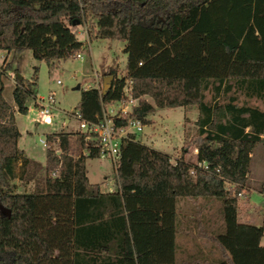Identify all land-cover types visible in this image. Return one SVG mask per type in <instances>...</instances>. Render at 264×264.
I'll use <instances>...</instances> for the list:
<instances>
[{"label": "trees", "instance_id": "obj_1", "mask_svg": "<svg viewBox=\"0 0 264 264\" xmlns=\"http://www.w3.org/2000/svg\"><path fill=\"white\" fill-rule=\"evenodd\" d=\"M82 26L89 41L124 42L126 55L125 77L116 68L103 74L113 78L105 96L79 89L74 111L83 121L96 122L103 107L121 100L129 79L138 105L114 119L116 127L130 119L147 125L155 110L196 107L197 135L174 162L128 142L115 165L117 189L103 192L86 174V160L99 156L96 141L81 132L49 133L43 176L36 179L29 168L41 166L18 148L14 114L27 115L28 101H35L38 69L29 80L13 71L15 110L2 96L1 77L11 67H2L0 264H175L181 199L196 217L200 199L218 201L222 229L211 236L197 221L219 258L179 264H264L263 226L241 223L237 212L264 134V112L237 97L264 100V0H0V51L8 55L30 51L53 66L84 51L75 32ZM191 145L206 170L184 160ZM14 179L34 187L17 193Z\"/></svg>", "mask_w": 264, "mask_h": 264}, {"label": "rangeland", "instance_id": "obj_2", "mask_svg": "<svg viewBox=\"0 0 264 264\" xmlns=\"http://www.w3.org/2000/svg\"><path fill=\"white\" fill-rule=\"evenodd\" d=\"M89 22L93 24L92 20ZM75 32L80 42L87 41L86 27H77ZM123 45L124 42L118 40L95 39L89 41V45H86L84 51L81 52L84 56L83 61L70 57L66 60L54 62L53 66H48L44 61L35 60L30 51L22 54H9L8 59L10 62L7 59L3 60L0 65L1 72H4L3 69L7 64L11 67V71H7L5 75L2 74L1 77L2 82L7 85L3 93V97L7 102L13 103L11 88L14 89L15 86V74L13 72L15 69L24 79L29 80L34 69L37 68V96L46 98L49 93H52L55 97L57 112L53 114V126L35 124L37 129L34 130L33 140L37 145L35 147L33 140H30V146L36 153L44 150L38 144L39 135L44 138L43 134L47 135L53 132H80L78 122L68 115V113L74 111L80 98V91L75 89L77 86H80V89H85L86 86H95L97 82L101 88L103 74L109 68H116L117 76L125 77L126 55L123 52ZM95 71L99 76L97 80L93 76ZM9 72L12 75H8ZM57 81H60L61 84L57 85ZM237 97L240 104L245 102L264 111V100L246 99L242 94H237ZM206 98L209 99L210 94H207ZM144 99L152 104L149 98ZM222 101V99L219 100V102ZM31 102L28 101V106H31L30 109L33 106ZM196 113V107L155 110L154 113L146 117L147 125L152 127L144 125L143 132L137 137V140L146 143L147 139L154 138L156 143L159 142L157 145L160 146L157 147L168 153L171 162H174L179 157L182 147L191 143L197 135L196 121L198 116H196ZM28 116L32 118L30 113ZM65 119L70 121L69 125L64 126ZM22 123L32 125L24 117ZM194 147L195 145L189 146L184 155V160L189 158ZM86 170L90 183L99 184L102 191L110 192L117 189L115 165L109 160L89 159L86 162ZM29 171L35 173L36 179L43 176L42 167L36 169L31 166ZM16 175H19L18 165H16ZM248 175V186L251 187L254 193L251 194V191H246L241 194L237 200V210L240 211V215H243V212L249 206L248 201L251 194L250 202L253 204L254 210L250 220L255 221L256 226H264V138L257 144L253 152ZM12 184L15 185L17 193L29 192L34 187V181L21 182L19 179H14ZM199 205L202 207L198 217L202 218L204 227L216 232L222 219L220 203L216 200L204 201L200 199ZM177 214L179 217L177 243L180 250L192 255L197 248L204 247L209 259L217 258L219 253L211 239L201 237L195 226L196 222L194 221H197L198 218L193 205L189 201L181 199L177 206ZM261 246H264V234ZM184 254L179 251L177 263L180 260H185Z\"/></svg>", "mask_w": 264, "mask_h": 264}, {"label": "built area", "instance_id": "obj_3", "mask_svg": "<svg viewBox=\"0 0 264 264\" xmlns=\"http://www.w3.org/2000/svg\"><path fill=\"white\" fill-rule=\"evenodd\" d=\"M72 57L81 61L84 60V56L81 53H76ZM93 76L96 80L99 77L96 71ZM56 84L60 85L61 82L57 81ZM90 88H95L101 92L102 85L100 88L96 82L95 86L88 87V89ZM137 105L138 99L132 97V82L129 79H125L122 89V99L103 107L102 114L96 118V122L90 124L83 121L77 111H72L68 115L78 122L80 132L87 135V141L91 139L96 141V147L99 149L98 159H107L116 165L122 148L128 142L138 141L137 137L142 134L144 125L139 120L130 119L125 126L116 127L113 121L114 119H124ZM54 112H57V107L52 93H49L46 98H36L30 110L34 124L48 127L53 126ZM38 142L43 148L46 149L48 147L45 137L40 138ZM190 155L194 157V161L192 162L194 168L207 169L206 162L198 161V149L196 147L191 150ZM58 168L51 173L52 178L58 176ZM190 175H194V169L190 171Z\"/></svg>", "mask_w": 264, "mask_h": 264}, {"label": "crops", "instance_id": "obj_4", "mask_svg": "<svg viewBox=\"0 0 264 264\" xmlns=\"http://www.w3.org/2000/svg\"><path fill=\"white\" fill-rule=\"evenodd\" d=\"M86 37H87V35H86ZM77 39H78V38H77ZM78 41H79V40H78ZM83 44H85V45H89V40H88V38H87V41L84 42ZM124 47H125V43H124V45H123V49H124ZM1 59H2V60H1ZM4 59H7V61L10 62V60L8 59V54H6V53L0 51V65L2 64V62H3ZM8 75H12V73L9 72ZM8 75H7V77H8ZM2 83H3V82H2ZM7 83H8V81H7ZM6 87H7V85L3 83V93H4V90H5ZM85 89H88V87L86 86ZM12 90H13V87L11 88V96H12ZM3 93H2V96H3ZM3 98H4V97H3ZM36 98H39V97L37 96V94H36ZM4 100H5V99H4ZM5 101H6V100H5ZM6 102H7V101H6ZM7 103H8L10 106H12V107L16 110V107H15L14 102H13V103H9V102H7ZM31 103L33 104V102H31ZM30 107H31V106H28V113H27V115H21V114H18L17 112H15V114H14V117H15V123H16V126H17L19 132H20V138L18 139V148H19L20 150H22L23 155H24L26 158L32 160V161L35 162L36 164H38V165H40L41 167H43V166L45 165V151H46V149L43 148L44 150H42V151H38V153H36V152L34 151V149H32V147L30 146V140H33L34 133H35V131H36V129H37V128L35 127V124H34L33 121H32V118H31V117L29 118V116H28V114L30 113V110H31ZM196 109H197V108H196ZM261 111H263V110H261ZM263 112H264V111H263ZM30 114H31V113H30ZM196 116H199L198 110H197ZM23 117H24L26 120H29V121H30V124H32V125L24 124L25 122L22 123V118H23ZM148 120H149V119H148ZM64 123H65L66 125H69L70 121H69L68 119H65ZM66 125H64V126H66ZM147 126H150V125H147ZM150 127H152V126H150ZM34 130H35V131H34ZM248 131H249V129L247 128V129L245 130V132L247 133ZM43 136H44V134H43ZM44 137H45V136H44ZM259 137L263 140V138H264V134H263V135H260ZM38 138L40 139V138H41V135H39ZM262 140H261V141H262ZM33 142H34V146L36 147L37 143H35L34 140H33ZM157 143H159V142H157ZM157 143H156V141H154V138L151 137V138L147 139V142H146V143H142V144L145 145V146H147V147H149V148H151V149H154V150L160 151V152L165 153V154L168 155V153L162 151V149H160L159 147H157V146H160V145H157ZM38 144H40V143L38 142ZM255 149H256V147H255ZM255 149H254V150H255ZM253 152H254V151H253ZM83 154L86 155V152H83ZM252 155H253V153L251 154V161H252ZM88 160H89V159H87L86 162H87ZM185 161H186V162H189V163H192V162L194 161V157L191 156V155H189V158H188V159H185ZM18 166H20V163L18 164ZM250 166H251V164H250ZM249 170H250V168H249ZM86 174H87V170H86ZM248 174H249V173H248ZM248 176H249V175H247V187H246L245 190H243L242 194L245 193L246 191H251V194L254 193L253 190L251 189V187L248 186ZM87 178H88V177H87ZM88 180H89V179H88ZM89 182H90V181H89ZM91 184H93V183H91ZM101 191H102V190H101ZM103 192H105V191H103ZM251 194L249 195V201H248V202H249V203H248L249 206H248L247 209H245V211L243 212V215H240V211L237 210V212H238V219H239V221H240L241 223H246V224H250V225H254V226H256V222L250 220V219L252 218V213H253V210H254V206H253V204L250 202V196H251ZM178 218H179V217H178ZM197 218H198L197 221H202L203 226H204V222H203L202 218H199V217H197ZM241 218H243V219H241ZM197 221H194V222L197 223ZM196 223H195V226H196ZM178 227H179V222H178V225H177V237H178ZM257 227H259V226H257ZM196 228H197V226H196ZM263 228H264V226H263ZM204 229L209 233V235L212 236V233L214 232L213 230H209V229H207L206 227H204ZM221 229H222V219H221V221H220V223H219V226L217 227L216 232H219ZM197 230H199V229L197 228ZM199 231H200V230H199ZM177 237H176V242H177ZM201 237H202V236H201ZM262 240H263V238H262ZM262 240H261V243H262ZM211 241H212V240H211ZM177 245H178V251H177V253H176L177 258L175 259V264H179V263L182 262V261H189V260H191V259H200V260H207V261H209V262H215V261L219 258V256H218V257L215 258V259H209V258H208L209 256L206 254V251H205V248H204V247H203V248H202V247H201V248H197L196 251H195V253H193L192 255H189L188 253L184 252L183 250H180V247H179V244H178V243H177ZM214 247H215V246H214ZM216 250H217V249H216ZM179 251L185 253L184 255H185L186 258H185V260H180V261L177 263V261H178V254H179ZM217 251H218V250H217ZM218 253H219V252H218Z\"/></svg>", "mask_w": 264, "mask_h": 264}, {"label": "water", "instance_id": "obj_5", "mask_svg": "<svg viewBox=\"0 0 264 264\" xmlns=\"http://www.w3.org/2000/svg\"><path fill=\"white\" fill-rule=\"evenodd\" d=\"M16 78L20 80L23 77L21 75H19V74H16ZM112 80H113V78L111 76H105V77L102 78L101 93H102L103 96H105L107 94V92L110 90ZM75 89L79 90L80 86H77Z\"/></svg>", "mask_w": 264, "mask_h": 264}]
</instances>
